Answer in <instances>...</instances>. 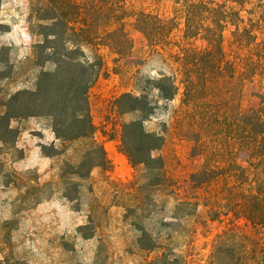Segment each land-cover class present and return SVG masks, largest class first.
<instances>
[{
  "label": "rangeland",
  "instance_id": "rangeland-1",
  "mask_svg": "<svg viewBox=\"0 0 264 264\" xmlns=\"http://www.w3.org/2000/svg\"><path fill=\"white\" fill-rule=\"evenodd\" d=\"M44 2L0 0V117L8 98L29 92L13 103L19 117L6 122L15 133L0 131L6 142H0V264H264V228L231 214L213 220L207 214L204 197L224 180L201 189L190 182L217 148L219 166L228 168V124L218 135L215 125L202 127L186 114L182 88L163 101L152 87L159 73L171 74L179 63L153 52L132 23L141 11L172 18L173 0H123L131 14L122 20L131 39L128 53H113L103 35L98 45L83 47L89 58L96 51L103 67L87 94L92 135L77 140L56 138L47 115L55 114L71 134L70 119L59 116L52 98L62 90L60 80H42V72L54 69L42 48V26L49 24L42 20ZM180 23L171 42L181 41ZM223 48L230 50L227 33ZM258 91L256 83L243 86V110L257 106ZM127 93L146 98V117L117 110L115 99ZM140 118L146 132L162 138L150 151L162 160L161 182L155 170L132 166L120 149L122 125ZM95 146L107 167L93 166ZM181 201L192 205L180 206Z\"/></svg>",
  "mask_w": 264,
  "mask_h": 264
},
{
  "label": "trees",
  "instance_id": "trees-1",
  "mask_svg": "<svg viewBox=\"0 0 264 264\" xmlns=\"http://www.w3.org/2000/svg\"><path fill=\"white\" fill-rule=\"evenodd\" d=\"M123 3V0H45L42 4V20L49 22L42 26L45 30L42 48L48 50V60L54 64L52 71L42 72V80H60L62 90L52 98L59 116L70 119L72 126L71 134H65L63 122L57 121L55 114H47L54 121L53 132L58 139L77 140L92 135L87 94L103 62L96 51L89 58L83 47L98 45L103 35L109 37L106 45L116 55L129 52L131 39L123 30L122 20L131 14ZM173 11L174 16L168 20L141 11L132 23L153 52L166 53L179 63L173 73H159L152 87L163 101L173 100L182 88L189 105L186 107L190 109L186 114L192 121L200 122L202 127L215 125L218 135L228 124L233 145L227 169L219 166L222 156L217 148L212 156L206 154V165L190 175V182L201 189L224 180L212 195L204 197L211 220L219 214H231L252 227L264 228V0H173ZM180 21L181 41L171 42L170 36ZM226 33L228 53L223 48ZM172 45L176 50H171ZM252 83L259 87L253 94L258 103L255 108L243 110L242 89ZM44 85L49 87L52 82ZM28 93L18 91L4 104L6 109L0 117V131L4 134L15 133L6 122L19 117L13 103ZM115 107L120 112L137 111L143 117L150 111L144 96L128 93L115 99ZM143 120L122 125L120 149L132 166L155 170L160 181L162 160L152 158L150 151L162 145V138L146 132ZM148 141L150 144L144 145ZM0 142L6 143L1 134ZM95 147L99 155L93 166L107 167L104 152ZM211 160L216 164L208 166ZM178 205L192 203L181 201ZM216 243H221V237Z\"/></svg>",
  "mask_w": 264,
  "mask_h": 264
}]
</instances>
